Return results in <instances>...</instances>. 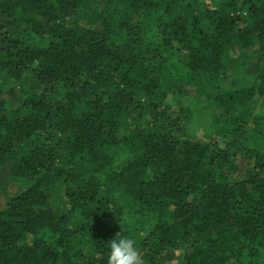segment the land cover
<instances>
[{
    "label": "trees",
    "instance_id": "obj_1",
    "mask_svg": "<svg viewBox=\"0 0 264 264\" xmlns=\"http://www.w3.org/2000/svg\"><path fill=\"white\" fill-rule=\"evenodd\" d=\"M3 176L0 264H264V0H0Z\"/></svg>",
    "mask_w": 264,
    "mask_h": 264
},
{
    "label": "clouds",
    "instance_id": "obj_2",
    "mask_svg": "<svg viewBox=\"0 0 264 264\" xmlns=\"http://www.w3.org/2000/svg\"><path fill=\"white\" fill-rule=\"evenodd\" d=\"M109 244L107 264H143L142 254L132 237L118 232Z\"/></svg>",
    "mask_w": 264,
    "mask_h": 264
},
{
    "label": "rangeland",
    "instance_id": "obj_3",
    "mask_svg": "<svg viewBox=\"0 0 264 264\" xmlns=\"http://www.w3.org/2000/svg\"><path fill=\"white\" fill-rule=\"evenodd\" d=\"M7 103H10V99L8 98V101ZM14 104V103H13ZM12 105V104H11ZM255 111L256 113L260 112V106H259V102L255 105ZM197 135H199V137H203V138H206V135L203 133V130L202 129H197L196 132H195ZM1 187L4 191H2V193L4 195H2V199L0 200V204L1 206L4 204V202H7L9 198H12L17 192L18 190L21 188L20 187V184L15 181L14 179H11L10 177L7 178L6 176H3L1 178ZM20 187V188H19ZM1 193V194H2Z\"/></svg>",
    "mask_w": 264,
    "mask_h": 264
}]
</instances>
